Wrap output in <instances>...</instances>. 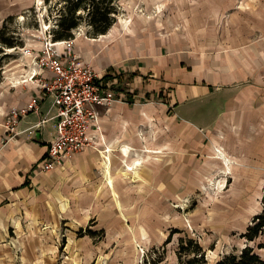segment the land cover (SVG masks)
<instances>
[{
    "label": "crops",
    "instance_id": "obj_1",
    "mask_svg": "<svg viewBox=\"0 0 264 264\" xmlns=\"http://www.w3.org/2000/svg\"><path fill=\"white\" fill-rule=\"evenodd\" d=\"M142 1L147 11L157 2ZM162 7L147 20L135 16L136 12L128 14L132 19L126 21L127 27L116 16L117 22L95 37L73 32L72 49L121 100L97 108L99 130L89 127V135L97 132L96 146L63 156L48 171H39L36 163L56 134L57 110L52 97L44 96L38 112L21 117L17 133L10 138H6L4 121L10 108L39 94L38 81L49 77V72L41 70L29 79L35 68L32 55H21L16 64L4 65L0 83V238L8 236L12 226L17 237L25 231L33 232L30 236L56 235L62 221L81 227L99 213L120 221L118 215L124 217L122 198L132 194L121 189L138 182L153 185L155 165L166 182L171 145L181 151L176 142L187 141V132L190 137L209 139L210 157L221 172L229 173L234 163L248 165L256 174V183L261 181L264 0H162ZM194 105L203 113L209 106L215 107L207 115L212 120L205 131L187 117L193 114ZM155 111L163 115L155 116ZM42 117L46 121L37 126ZM174 123L181 126L179 134H173L176 137L171 134ZM155 124L160 126L156 134ZM182 155L176 153L177 158ZM154 156L162 157L155 165Z\"/></svg>",
    "mask_w": 264,
    "mask_h": 264
},
{
    "label": "rangeland",
    "instance_id": "obj_2",
    "mask_svg": "<svg viewBox=\"0 0 264 264\" xmlns=\"http://www.w3.org/2000/svg\"><path fill=\"white\" fill-rule=\"evenodd\" d=\"M30 1L31 6L27 5L29 0H0V24L4 17L12 15L7 26L20 42L12 48L3 47L0 52V83L5 64H16L24 49H30L32 55L40 52L48 38L53 17L49 6L54 5L55 0L48 3L41 0L39 5L35 0ZM118 4L117 18L121 17L119 22L123 27L128 26L126 21L132 19L129 15L134 12L135 16L147 20L163 8L162 0H157L153 4L155 8L149 11L143 8L142 0H121ZM73 32L86 35L83 25ZM159 97L162 102V93ZM195 109L194 105L193 114L187 117L202 127L201 131L210 128L212 118L207 115L213 114L215 107L209 106L206 113ZM156 115L163 114L155 111ZM180 127L171 124V134H179ZM159 128L158 124L154 125L155 134ZM190 134H186L187 141L177 140L176 148L182 147L181 151L171 145L170 174L166 171V182L159 166L155 165L162 157L154 156L151 157L155 165L153 185L148 183L145 187V182H138L130 189H121L126 194L127 191L132 193L130 198H122L125 219L119 214L120 221H115L99 213L81 227L62 221L56 235L52 233V236L43 232L30 236L31 231H25L17 237L12 226L9 235L0 238V264H142L148 256H162L158 264H181L176 249L178 237L184 235L202 245L206 264H214L223 254L238 252L244 245L252 246L264 257V247H257V242H264V236L249 242L241 237L252 217L264 207V175L256 183L251 166L235 163L229 173L221 172L210 157L209 139L202 140L199 135L190 137ZM177 152L184 155L177 158ZM164 185L168 186L167 194L163 193ZM173 228L181 232L174 233L164 245Z\"/></svg>",
    "mask_w": 264,
    "mask_h": 264
},
{
    "label": "built area",
    "instance_id": "obj_3",
    "mask_svg": "<svg viewBox=\"0 0 264 264\" xmlns=\"http://www.w3.org/2000/svg\"><path fill=\"white\" fill-rule=\"evenodd\" d=\"M51 38L50 34L45 38L40 52L32 55L30 49L22 51V55H32L31 63L35 67L29 79L41 70L48 71L49 77L39 79V94L20 107L10 108L4 121L6 138H10L17 133L16 124L21 117L29 112H38L40 99L44 96L52 97V105L57 110L56 134L47 144L44 157L36 163L39 171L52 169L63 156L76 153L85 146H96L99 130L97 108H108L121 100L108 82L72 49V38L60 41H52ZM46 119L42 117L36 125H42ZM92 126L97 132L89 135V127Z\"/></svg>",
    "mask_w": 264,
    "mask_h": 264
},
{
    "label": "trees",
    "instance_id": "obj_4",
    "mask_svg": "<svg viewBox=\"0 0 264 264\" xmlns=\"http://www.w3.org/2000/svg\"><path fill=\"white\" fill-rule=\"evenodd\" d=\"M48 1L44 0L45 3ZM117 2L118 0H55L54 5L49 6V14L53 15L49 28L51 40L72 38L73 31L81 25L84 26L87 36L104 34L116 20L119 12ZM11 19L12 15H7L0 24V52L3 47L7 49L20 45L14 33L8 29L7 22ZM176 232L181 230L173 228L164 245L170 242ZM259 236H264V207L252 217L251 223L241 234L247 242L254 241ZM178 239L176 254L181 264H206V251L195 238L184 235ZM257 247H264V242H257ZM162 259V256H148L142 264H158ZM214 264H264V257H261L252 246L244 245L238 252L223 254Z\"/></svg>",
    "mask_w": 264,
    "mask_h": 264
},
{
    "label": "bare ground",
    "instance_id": "obj_5",
    "mask_svg": "<svg viewBox=\"0 0 264 264\" xmlns=\"http://www.w3.org/2000/svg\"><path fill=\"white\" fill-rule=\"evenodd\" d=\"M38 2H39V0H38Z\"/></svg>",
    "mask_w": 264,
    "mask_h": 264
}]
</instances>
